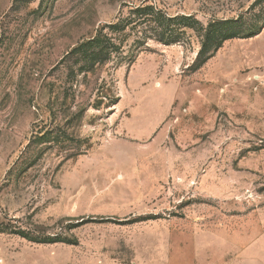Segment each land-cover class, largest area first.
Masks as SVG:
<instances>
[{"label":"rangeland","instance_id":"1","mask_svg":"<svg viewBox=\"0 0 264 264\" xmlns=\"http://www.w3.org/2000/svg\"><path fill=\"white\" fill-rule=\"evenodd\" d=\"M255 1L0 0V264H264V29L197 70L193 30L63 63L130 6L206 25Z\"/></svg>","mask_w":264,"mask_h":264},{"label":"trees","instance_id":"2","mask_svg":"<svg viewBox=\"0 0 264 264\" xmlns=\"http://www.w3.org/2000/svg\"><path fill=\"white\" fill-rule=\"evenodd\" d=\"M257 6L260 9L250 18L243 14L233 18H212L206 25L193 14L171 15L151 3L130 6L128 16L99 27L93 36L74 46L63 63L71 61V75H75V66L82 63L76 74H87L98 67L116 64V58L118 66L125 59L123 48L131 37L134 38L131 47L141 49L149 39L166 45L188 41L190 35L187 32L193 30L201 36L202 43L192 65L193 70H197L217 53L225 41L251 38L262 32L264 0H256L249 9Z\"/></svg>","mask_w":264,"mask_h":264}]
</instances>
